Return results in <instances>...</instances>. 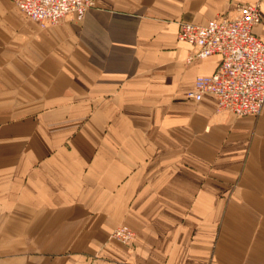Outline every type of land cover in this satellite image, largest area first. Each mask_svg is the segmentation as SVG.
<instances>
[{"label":"crops","instance_id":"0c3cea01","mask_svg":"<svg viewBox=\"0 0 264 264\" xmlns=\"http://www.w3.org/2000/svg\"><path fill=\"white\" fill-rule=\"evenodd\" d=\"M240 4L264 41V0H96L46 27L0 0V264H264V106L189 98L221 57L177 36Z\"/></svg>","mask_w":264,"mask_h":264},{"label":"built area","instance_id":"2783aa9c","mask_svg":"<svg viewBox=\"0 0 264 264\" xmlns=\"http://www.w3.org/2000/svg\"><path fill=\"white\" fill-rule=\"evenodd\" d=\"M31 20L42 27L55 25L67 17L84 19L96 0H13ZM262 17L257 4H240L234 16L227 12L217 14L206 24L182 21L178 39L192 46L188 60L219 54L220 63L209 75H199L189 98L200 101L212 94L218 110L237 117L257 116L264 106V41L254 27ZM113 235L131 245L135 233L121 225Z\"/></svg>","mask_w":264,"mask_h":264}]
</instances>
